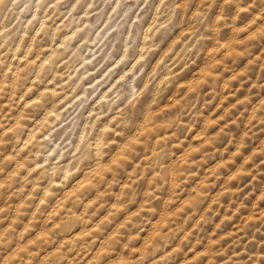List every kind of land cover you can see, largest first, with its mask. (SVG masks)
<instances>
[{
	"label": "clouds",
	"instance_id": "clouds-1",
	"mask_svg": "<svg viewBox=\"0 0 264 264\" xmlns=\"http://www.w3.org/2000/svg\"><path fill=\"white\" fill-rule=\"evenodd\" d=\"M205 65L199 86H181ZM229 75L236 103L213 121ZM197 131L207 144L186 153ZM216 160L215 183L152 229ZM85 175L94 183L49 216ZM220 185L217 206L239 212L217 228L204 209ZM262 191L264 0H0V264H186L196 218L200 247L239 221L196 264H264V213L244 218Z\"/></svg>",
	"mask_w": 264,
	"mask_h": 264
},
{
	"label": "rangeland",
	"instance_id": "rangeland-1",
	"mask_svg": "<svg viewBox=\"0 0 264 264\" xmlns=\"http://www.w3.org/2000/svg\"><path fill=\"white\" fill-rule=\"evenodd\" d=\"M231 51L230 50H219L217 54V63H223L225 67H227V61L228 58L231 56ZM207 65L202 67L200 69V72L202 75H200L196 79H191L188 81H185L182 83L183 86H187L189 88H195L199 86V84L203 81L205 76H207L209 73L206 71ZM217 77L221 76V73H214ZM233 80V76H225L223 77L222 81V87L224 89L225 96L227 99H224V97L219 98L216 101V107L213 109V112L216 113L211 117L213 121L215 120H220L223 118L224 112L228 111V109L231 107L233 103H236V97L239 94L240 90V85H236V91L230 92L228 89L232 87V84L230 81ZM204 133L202 131H197L196 134L192 137V143L188 146V148L185 149L186 153H191L198 151V149L204 145L207 144V141L203 140ZM202 142V143H201ZM238 151L237 149L233 150V153ZM201 160L204 159V157H200ZM247 159V157H246ZM228 162H231V157H227ZM115 163V159L112 161ZM225 163V160H216L215 163L209 164L207 168H204L202 171L194 173L197 175L199 178L196 180L195 183H192L191 181H184V184L189 185L186 188H183L181 191V199L177 203L176 201L172 200V197L170 196L168 198V202H171L175 206L168 211L167 208H165L164 211L161 212L160 218L153 222L152 224V229H156L159 231L161 228H167L169 221L177 214L181 213L182 210L190 204L191 201H195L198 197H200L203 193L201 191L202 188L207 186L209 181H212L215 183V180L213 178V171ZM110 165L109 164H104L103 167L107 169ZM98 175L101 177L103 176L102 172H98ZM92 183H94L93 178L91 176L85 175L80 177V179L73 185L72 188L65 190L64 192L60 193L58 196H56L53 201V207L49 209V216H51L52 212H56L57 215H59L60 212H63L65 205L68 203L69 199L73 195H78L80 191H83L84 188L89 187ZM174 187L180 189L182 186L181 185H174ZM224 191V185H220V187L217 189L216 193L213 194L212 199L208 202V205L204 209V211H208L209 209H215L216 210V217H214V221L216 224V227L219 228L224 224V222L228 219H235L236 215L239 212L238 208H232L230 204H226V202L223 200V198H220V204L217 206L216 204V198L217 196H220L221 192ZM187 193V195H185ZM261 196H264V191L260 192L257 194L256 199L253 200L251 205H247L249 208V212L244 214V218H246L248 215H251V210L255 208H259L261 213H264V205L258 204V201ZM96 200V197L94 195L90 196L86 201L85 204L88 206H92L89 208V211L92 210L94 205L92 202ZM112 207H115V201L111 202ZM69 211H72L71 208H69ZM84 213V209L81 208L80 212H78V215H82ZM109 215V212L104 210L103 208L99 209L96 211V214L93 215L90 219L86 220L85 222L88 224V229L89 230H94L96 229L97 225L104 219L105 216ZM203 213H201V216ZM126 218V217H124ZM124 218H121L119 222H122ZM27 223V221H25ZM49 226L51 227V220L49 219L48 221ZM200 223V219L196 218L194 221H190L186 225V232L185 235L187 234H192L193 235V244L192 247L188 248L185 250V255L187 257L186 264H196L197 260L201 256H209L208 253V243H212L218 239L221 238H227L228 232L229 231H235L237 225L239 224V221H237V225H232L230 228L224 231H217L216 229H213L212 232L210 233L211 235V240L204 242V247H200L199 244L195 243V230L197 227V224ZM117 226V223L114 222L112 225V230L115 229ZM105 228H108L106 225ZM152 229H149V235H152ZM43 230V226L41 221L37 220L36 221V235H40V233ZM76 235H80L79 232L76 233ZM179 247V245H177ZM191 253V255H189ZM205 264H211V257H209V260L205 262Z\"/></svg>",
	"mask_w": 264,
	"mask_h": 264
}]
</instances>
